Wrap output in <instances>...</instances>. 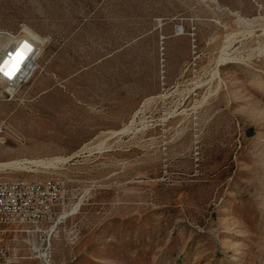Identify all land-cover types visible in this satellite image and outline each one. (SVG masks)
Masks as SVG:
<instances>
[{"label": "rangeland", "instance_id": "rangeland-1", "mask_svg": "<svg viewBox=\"0 0 264 264\" xmlns=\"http://www.w3.org/2000/svg\"><path fill=\"white\" fill-rule=\"evenodd\" d=\"M22 29L0 177L62 186L49 264H264V0H0Z\"/></svg>", "mask_w": 264, "mask_h": 264}, {"label": "built area", "instance_id": "built-area-1", "mask_svg": "<svg viewBox=\"0 0 264 264\" xmlns=\"http://www.w3.org/2000/svg\"><path fill=\"white\" fill-rule=\"evenodd\" d=\"M25 30L15 34L0 52V58L8 54L0 67L8 59V67L15 69L12 75L0 72V81L9 88L11 95L30 82L39 68L43 42ZM63 204L62 186L53 179L0 177V264L32 257L41 258L44 264H49L52 224ZM20 237L28 242L32 255H21L18 248L11 246L12 241Z\"/></svg>", "mask_w": 264, "mask_h": 264}, {"label": "bare ground", "instance_id": "bare-ground-1", "mask_svg": "<svg viewBox=\"0 0 264 264\" xmlns=\"http://www.w3.org/2000/svg\"><path fill=\"white\" fill-rule=\"evenodd\" d=\"M176 30H177V34H182L180 28H177ZM25 31L28 32V34L32 35L34 38H36V39L40 40L41 42H43V39H42V38H40L38 35H36V34H34L33 32H31L30 30L26 29ZM14 36H15V34H13V33H7L8 42H7V44H6L3 48H5V47L9 44L10 39H12ZM7 55H8V54L6 53L4 56H2V57L0 58V63H2V62L6 59V56H7ZM7 64H8V59L4 62V64H3V68H4L5 72H7L8 74L12 75L15 69L10 68V66L8 67ZM16 66H17V65H16ZM9 70H12V71H9ZM122 130H123V129H122ZM119 131H121V130H119ZM119 131H116V132H119ZM51 161H52V160H51ZM33 162H34V161H33ZM33 162H32V163H33ZM36 162H38V164H39V162H41V161H36ZM43 162H44V161H43ZM18 163H19V162H18ZM9 164H11V163H9ZM12 164H13V163H12ZM36 164H37V163H36ZM42 164H43V163H42ZM4 165H5V164H4ZM6 165H8V164H6ZM10 166H11V165H10Z\"/></svg>", "mask_w": 264, "mask_h": 264}, {"label": "snow or ice", "instance_id": "snow-or-ice-1", "mask_svg": "<svg viewBox=\"0 0 264 264\" xmlns=\"http://www.w3.org/2000/svg\"><path fill=\"white\" fill-rule=\"evenodd\" d=\"M4 68L3 67H0V72H4ZM7 75V73H5Z\"/></svg>", "mask_w": 264, "mask_h": 264}]
</instances>
